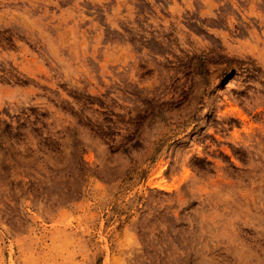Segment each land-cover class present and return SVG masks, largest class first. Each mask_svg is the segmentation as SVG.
Here are the masks:
<instances>
[{"label":"rangeland","instance_id":"rangeland-1","mask_svg":"<svg viewBox=\"0 0 264 264\" xmlns=\"http://www.w3.org/2000/svg\"><path fill=\"white\" fill-rule=\"evenodd\" d=\"M0 264H264V0H0Z\"/></svg>","mask_w":264,"mask_h":264},{"label":"bare ground","instance_id":"bare-ground-1","mask_svg":"<svg viewBox=\"0 0 264 264\" xmlns=\"http://www.w3.org/2000/svg\"><path fill=\"white\" fill-rule=\"evenodd\" d=\"M218 138L219 137H217L216 139H218ZM165 180H164V178H162L159 182H157L155 184L153 183V184H154L155 191L158 195L157 197L162 202L166 203L165 206L167 208H171L175 205L174 204L175 201H180V199H181V194L179 192L180 189H179V187L171 189V185H168ZM172 190H175V191H172Z\"/></svg>","mask_w":264,"mask_h":264}]
</instances>
